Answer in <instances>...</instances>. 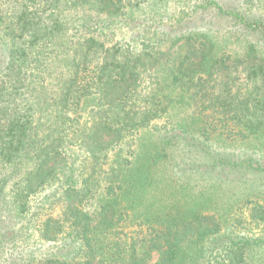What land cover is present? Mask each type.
I'll list each match as a JSON object with an SVG mask.
<instances>
[{
	"label": "trees",
	"instance_id": "trees-1",
	"mask_svg": "<svg viewBox=\"0 0 264 264\" xmlns=\"http://www.w3.org/2000/svg\"><path fill=\"white\" fill-rule=\"evenodd\" d=\"M263 2L0 0V264H262L176 159L264 173Z\"/></svg>",
	"mask_w": 264,
	"mask_h": 264
},
{
	"label": "rangeland",
	"instance_id": "rangeland-1",
	"mask_svg": "<svg viewBox=\"0 0 264 264\" xmlns=\"http://www.w3.org/2000/svg\"><path fill=\"white\" fill-rule=\"evenodd\" d=\"M255 11L261 12L264 14V2L263 4H258L255 6ZM212 14L214 11L210 10ZM153 86H149L147 88L150 91ZM219 145V144H218ZM220 146V145H219ZM191 147L188 145V150ZM220 150H223L222 146L219 147ZM236 149V146L231 147L229 150L233 151ZM177 163L180 164V178L184 184L187 183L186 179L189 181V176L191 175L192 183L197 185V192H202L208 190L209 188L216 192V196L218 197V204L220 205H230L232 207H237L241 203V192L244 190H248L249 188H254L257 192V196H255L252 201L259 200L260 202L264 201V173L255 171L254 169H247L243 167H236L234 164H229L227 162L219 161L216 166H212L213 161H209L206 153L199 152L198 154H190L188 157H180L178 156L176 159ZM191 173V174H190ZM178 179V180H179ZM177 180V181H178ZM182 186V184H178ZM201 189V191H198ZM219 189V190H216ZM232 208V213L235 209ZM233 228V227H232ZM230 228L229 230H225L222 233V236L226 237H234L239 238L243 237L244 234L250 237H256L260 234H264V225L255 228L252 231L244 232L243 236L241 235L242 228L241 226H237L234 231ZM240 237V238H241ZM257 261L264 264V248L257 250L256 252ZM160 258V253L157 251H153L149 256V263L154 264Z\"/></svg>",
	"mask_w": 264,
	"mask_h": 264
}]
</instances>
